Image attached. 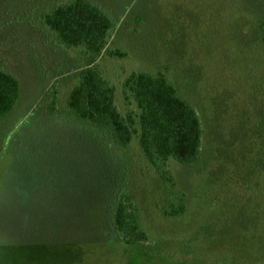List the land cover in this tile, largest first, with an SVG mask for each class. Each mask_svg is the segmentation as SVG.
I'll return each instance as SVG.
<instances>
[{
    "label": "rangeland",
    "instance_id": "obj_1",
    "mask_svg": "<svg viewBox=\"0 0 264 264\" xmlns=\"http://www.w3.org/2000/svg\"><path fill=\"white\" fill-rule=\"evenodd\" d=\"M63 1L0 0V66L21 86L0 118V264H264V0H91L115 22L108 49L124 53L95 62L119 110L135 107L121 90L128 73L163 70L202 122L197 160L168 162L186 195L178 218L164 216L167 188L137 144L127 148L122 184L149 238L135 245L110 225L107 158L93 163L74 140L97 137L65 118L87 60L41 21ZM54 90L58 117L47 114ZM23 139L59 151L16 155Z\"/></svg>",
    "mask_w": 264,
    "mask_h": 264
},
{
    "label": "trees",
    "instance_id": "obj_2",
    "mask_svg": "<svg viewBox=\"0 0 264 264\" xmlns=\"http://www.w3.org/2000/svg\"><path fill=\"white\" fill-rule=\"evenodd\" d=\"M43 25L54 35L57 46L76 49L86 57L87 64L77 74V84L66 100L68 120H74L91 131L97 139H74L81 152L84 145L94 159L107 158L111 171L108 214L115 237L126 245L145 244L148 234L139 222L137 206L124 187L127 170V148L135 142L141 154L167 188L169 206L163 210L168 218H178L186 210L185 193L174 192L175 180L169 160L191 164L199 156L203 128L200 116L189 102L183 100L166 78L165 71L151 73L131 71L121 86L126 105L133 109L122 113L116 104V86L106 79L95 62L102 55L122 57L123 52L108 49V39L115 28L113 18L91 0H65L52 6L41 17ZM264 46V21L259 26ZM18 78L0 66V118L14 109L20 98ZM57 91L51 92L47 109L58 117ZM64 117V116H62ZM70 139H62L68 143ZM46 139H23L16 155L54 153L59 141L46 145ZM73 139H71V142ZM61 143V142H60ZM84 144V145H82ZM97 162V161H96ZM98 163V162H97ZM55 164L50 162L48 166Z\"/></svg>",
    "mask_w": 264,
    "mask_h": 264
}]
</instances>
